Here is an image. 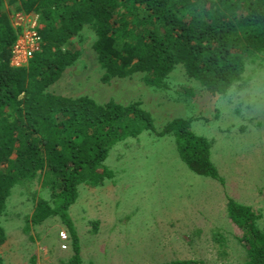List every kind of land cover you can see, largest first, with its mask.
Segmentation results:
<instances>
[{"label":"trees","instance_id":"1","mask_svg":"<svg viewBox=\"0 0 264 264\" xmlns=\"http://www.w3.org/2000/svg\"><path fill=\"white\" fill-rule=\"evenodd\" d=\"M15 3L14 11L39 16L42 43L27 66L12 65L23 27L12 24L13 10L7 11L0 0V245L7 238L1 217L9 197L20 185L38 179L51 194L38 198L27 223L58 217L73 243L68 264H84L70 216L79 186L112 179L114 171L105 164L110 151L154 130L155 123L139 103H100L89 95L51 92L81 55L70 40L87 25L93 28V48L106 82L141 74L158 89L182 65L212 95H224L242 85L248 59L254 62L264 53V0H9ZM191 121L176 117L160 134L174 138L192 172L224 183L209 139L196 134ZM227 214L242 231L238 238L247 252L244 264H264L261 216L231 197ZM158 264L202 263L176 259Z\"/></svg>","mask_w":264,"mask_h":264},{"label":"rangeland","instance_id":"2","mask_svg":"<svg viewBox=\"0 0 264 264\" xmlns=\"http://www.w3.org/2000/svg\"><path fill=\"white\" fill-rule=\"evenodd\" d=\"M18 3L4 0L7 11ZM14 10L9 14L15 27L28 23L25 15H34ZM95 39L87 25L70 40L81 55L49 90L89 95L100 103H139L152 113L155 129L110 151L105 164L114 171L112 179L79 186L70 216L84 264L176 259L244 264L247 252L238 238L242 231L228 217L227 203L231 197L252 207L264 227V53L254 62L248 59L242 85L212 95L190 79L182 65L158 89L148 86L141 74L106 82L93 48ZM11 63L15 65L12 59ZM176 117L192 119L191 129L209 139L211 158L224 183L192 172L181 160L174 138L160 134ZM50 194L38 179L12 192L1 217L7 238L0 245V264H68L74 249L62 221L50 217L27 223L38 198Z\"/></svg>","mask_w":264,"mask_h":264},{"label":"built area","instance_id":"3","mask_svg":"<svg viewBox=\"0 0 264 264\" xmlns=\"http://www.w3.org/2000/svg\"><path fill=\"white\" fill-rule=\"evenodd\" d=\"M25 16L28 19V23L19 25L23 27V32L19 35L13 47L12 61L15 66H20L32 58L42 43V35L39 32V16L37 14ZM23 18L21 15V19Z\"/></svg>","mask_w":264,"mask_h":264}]
</instances>
